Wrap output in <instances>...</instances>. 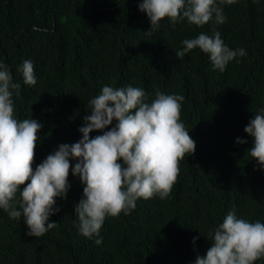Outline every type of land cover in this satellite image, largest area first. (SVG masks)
I'll use <instances>...</instances> for the list:
<instances>
[{"label":"trees","instance_id":"trees-1","mask_svg":"<svg viewBox=\"0 0 264 264\" xmlns=\"http://www.w3.org/2000/svg\"><path fill=\"white\" fill-rule=\"evenodd\" d=\"M141 2L0 0V62L21 85L19 95L13 92L16 118L43 125L33 169L60 144L82 138L83 117L105 85L141 87L149 100L157 89L183 95L181 122L196 142L195 153L180 161L168 198L138 199L129 214L106 217L99 236L79 232L75 206L84 185L71 172L67 197L56 198L60 211L49 217L57 226L44 235L28 236L23 217L0 209V264H195L229 211L264 223V168L247 152L253 143L244 132L264 109V0H217L223 24L215 16L203 26L165 18L155 30ZM216 31L247 55L223 72L198 48L177 58L184 39ZM24 60L34 64V86L23 82ZM238 137L248 143L237 144Z\"/></svg>","mask_w":264,"mask_h":264},{"label":"clouds","instance_id":"clouds-1","mask_svg":"<svg viewBox=\"0 0 264 264\" xmlns=\"http://www.w3.org/2000/svg\"><path fill=\"white\" fill-rule=\"evenodd\" d=\"M235 2L219 0L221 5ZM138 6L153 30L165 18L173 25L185 18L196 26L209 23L213 16L218 24L226 21L217 0H142ZM182 44V50L175 52L177 58L183 60L198 48L221 72L236 57L247 55L243 48L230 49L218 31L184 39ZM19 71L25 85H36L31 60H24ZM20 88L8 66L0 62V209L12 219L23 217L30 237L57 226L49 217L60 211L56 198L67 197L70 172L84 185L83 198L75 206L79 232L92 238L99 236L106 217L129 214L138 199L168 198L180 174V161L195 153L196 142L181 122L183 95H166L157 89L149 100L150 93L141 87L105 85L90 101L91 115L83 117L78 129L82 138L60 144L33 169L43 125L33 118H16L13 92L19 95ZM93 131L102 134L90 137ZM244 132L253 143L247 152L264 168V109ZM236 143L248 141L238 137ZM210 235L211 246L206 255H197L195 264H254L264 258V223L240 218L235 209ZM96 243H102V238Z\"/></svg>","mask_w":264,"mask_h":264}]
</instances>
